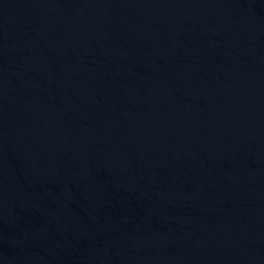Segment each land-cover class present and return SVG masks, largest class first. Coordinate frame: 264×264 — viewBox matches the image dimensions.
<instances>
[{"label":"water","instance_id":"water-1","mask_svg":"<svg viewBox=\"0 0 264 264\" xmlns=\"http://www.w3.org/2000/svg\"><path fill=\"white\" fill-rule=\"evenodd\" d=\"M0 264H264V0H0Z\"/></svg>","mask_w":264,"mask_h":264}]
</instances>
